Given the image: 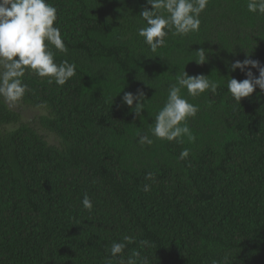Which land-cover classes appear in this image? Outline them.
Segmentation results:
<instances>
[{
	"label": "trees",
	"instance_id": "obj_1",
	"mask_svg": "<svg viewBox=\"0 0 264 264\" xmlns=\"http://www.w3.org/2000/svg\"><path fill=\"white\" fill-rule=\"evenodd\" d=\"M47 2L68 48H53L55 62L74 63L76 75L58 86L26 73L17 104L43 111L34 122L0 98V264H126L137 252V264H264V96L257 87L239 105L227 90L247 78L230 63L264 65V15L247 0H209L199 32L169 33L152 52L138 36L146 0ZM201 48L207 62L197 64ZM184 70L216 92L182 89L199 109L186 121L191 138L156 139L155 115ZM137 89L142 117L122 103Z\"/></svg>",
	"mask_w": 264,
	"mask_h": 264
},
{
	"label": "clouds",
	"instance_id": "obj_2",
	"mask_svg": "<svg viewBox=\"0 0 264 264\" xmlns=\"http://www.w3.org/2000/svg\"><path fill=\"white\" fill-rule=\"evenodd\" d=\"M208 4L209 0H146V6L139 13L146 26L138 29V36L143 38L152 52H156L167 46L166 37L169 33L183 38L199 32L201 13ZM247 10L264 15V0H247ZM56 21L57 8L47 0H0V98L9 106L21 101L27 92V85L23 82L26 73L47 78L49 84L58 86H63L76 75L74 63L70 64L66 60L59 64L55 62L53 48L60 53L68 52ZM196 53L197 59L191 61L197 64L207 62L205 49L201 48ZM237 69L247 78L242 81L228 79L227 90L231 98L241 105L242 99L250 98L257 87L260 89L257 98L264 96V65L258 60L246 58L242 62L236 60L229 64L230 71ZM251 69L258 70V77ZM217 87V82L204 75L189 76L185 70L177 75L176 82L168 89L166 101L155 115L151 135L159 140L177 143L182 142L184 136L191 138L186 121L195 117L199 109L181 95L182 89L187 90L188 96L198 97L206 91L215 93ZM145 96L142 89H137L135 94L126 92L122 103L128 106L135 117H142ZM153 142L149 136L139 135L141 145H152ZM188 155L189 150L184 149L180 159ZM81 203L84 209L92 211L93 203L87 194ZM124 241L112 243L110 253L113 258L124 251L131 238L124 237ZM141 243L146 244L147 241ZM136 257H139L138 252L129 257L126 264H137ZM108 264H111V260ZM120 264H125L123 258ZM213 264L218 262L214 261Z\"/></svg>",
	"mask_w": 264,
	"mask_h": 264
},
{
	"label": "rangeland",
	"instance_id": "obj_3",
	"mask_svg": "<svg viewBox=\"0 0 264 264\" xmlns=\"http://www.w3.org/2000/svg\"><path fill=\"white\" fill-rule=\"evenodd\" d=\"M15 107L17 108V110H19L21 112L22 120L24 122H34V120L43 113V111L41 109L33 108V107H27V106H24L22 104L20 105V104L16 103ZM39 131L41 134H43L46 137V140L50 144H54V145L58 144L59 140L53 134H50V133L42 130L41 128H39Z\"/></svg>",
	"mask_w": 264,
	"mask_h": 264
}]
</instances>
